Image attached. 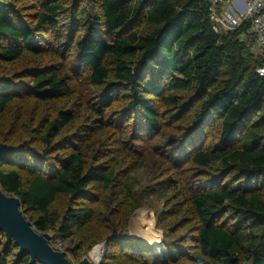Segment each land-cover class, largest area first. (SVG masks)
Listing matches in <instances>:
<instances>
[{
	"label": "trees",
	"instance_id": "obj_1",
	"mask_svg": "<svg viewBox=\"0 0 264 264\" xmlns=\"http://www.w3.org/2000/svg\"><path fill=\"white\" fill-rule=\"evenodd\" d=\"M0 1V186L38 232L56 248L103 202L120 243L156 195L175 237L154 260L264 264V56L240 31L216 33L208 0ZM18 251L0 232V264H30Z\"/></svg>",
	"mask_w": 264,
	"mask_h": 264
},
{
	"label": "rangeland",
	"instance_id": "obj_2",
	"mask_svg": "<svg viewBox=\"0 0 264 264\" xmlns=\"http://www.w3.org/2000/svg\"><path fill=\"white\" fill-rule=\"evenodd\" d=\"M71 59L72 54L68 61L70 65L73 64ZM2 70L3 68H0V71ZM89 74L90 68L79 64L71 73V77L74 79L72 87L75 90L79 88L93 90L89 85ZM205 137L206 145L209 143L215 145L218 142V134L214 130L209 135L206 134ZM159 141V137L154 138L152 144H156ZM139 199V206L134 207L131 204L128 207L129 211L126 214L128 226L124 230V241L110 245L105 244L101 248V257L98 261L94 258L93 251L105 241L107 237L105 226L110 223L106 216L103 202H100L98 205L99 216L93 223L68 240L62 242L55 241L56 248L65 249L67 257L74 263L80 262L85 256L92 264H102L103 261H111L114 264H161L159 261L153 259L151 251L164 250L166 243L175 236L169 235L163 227L158 225V212L163 207L162 200L156 195L144 198L141 193ZM65 204L66 202L62 199H58L51 210L58 213L64 208ZM49 233L53 238L55 237V231H49ZM137 250H143L146 253L139 254ZM183 251L189 252V254L195 252L191 249ZM185 264H190L187 259H185Z\"/></svg>",
	"mask_w": 264,
	"mask_h": 264
},
{
	"label": "water",
	"instance_id": "obj_3",
	"mask_svg": "<svg viewBox=\"0 0 264 264\" xmlns=\"http://www.w3.org/2000/svg\"><path fill=\"white\" fill-rule=\"evenodd\" d=\"M1 4V1H0ZM13 147L0 142V153L12 150ZM0 232L4 233L6 244L14 242L19 246V254H29L30 264H92L83 257L78 263L67 257L66 250L55 248L53 236L49 232H38L22 210L21 199L5 192L0 186ZM105 240L100 245H105Z\"/></svg>",
	"mask_w": 264,
	"mask_h": 264
},
{
	"label": "built area",
	"instance_id": "obj_4",
	"mask_svg": "<svg viewBox=\"0 0 264 264\" xmlns=\"http://www.w3.org/2000/svg\"><path fill=\"white\" fill-rule=\"evenodd\" d=\"M208 1L210 21L216 33L240 31L241 40L252 53L264 56V0ZM259 73L264 75V68Z\"/></svg>",
	"mask_w": 264,
	"mask_h": 264
},
{
	"label": "bare ground",
	"instance_id": "obj_5",
	"mask_svg": "<svg viewBox=\"0 0 264 264\" xmlns=\"http://www.w3.org/2000/svg\"><path fill=\"white\" fill-rule=\"evenodd\" d=\"M101 248L102 246L100 245L99 247H96L95 250L93 251V256L94 258L98 261L101 257Z\"/></svg>",
	"mask_w": 264,
	"mask_h": 264
},
{
	"label": "clouds",
	"instance_id": "obj_6",
	"mask_svg": "<svg viewBox=\"0 0 264 264\" xmlns=\"http://www.w3.org/2000/svg\"><path fill=\"white\" fill-rule=\"evenodd\" d=\"M141 171H143V170H141Z\"/></svg>",
	"mask_w": 264,
	"mask_h": 264
}]
</instances>
